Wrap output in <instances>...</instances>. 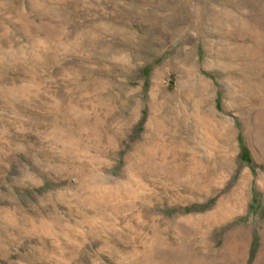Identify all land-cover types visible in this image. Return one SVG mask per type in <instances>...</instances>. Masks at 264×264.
<instances>
[{"label": "rangeland", "instance_id": "rangeland-1", "mask_svg": "<svg viewBox=\"0 0 264 264\" xmlns=\"http://www.w3.org/2000/svg\"><path fill=\"white\" fill-rule=\"evenodd\" d=\"M0 264H264V0H0Z\"/></svg>", "mask_w": 264, "mask_h": 264}, {"label": "bare ground", "instance_id": "bare-ground-1", "mask_svg": "<svg viewBox=\"0 0 264 264\" xmlns=\"http://www.w3.org/2000/svg\"><path fill=\"white\" fill-rule=\"evenodd\" d=\"M215 129V127H214ZM234 153L232 152L229 155L224 156V160L229 164L231 161H233ZM233 163V162H232ZM245 177V176H244ZM230 204L228 205H220V208L214 212H212L210 215L213 217L216 221H227L232 216H235L236 212H239L237 209L242 206V200L240 199V196L238 194V191H233L231 195ZM243 198V197H242ZM222 203V202H221ZM220 203V204H221ZM243 207V206H242ZM218 208V207H217ZM242 210V209H241ZM238 214V213H237ZM240 214V213H239Z\"/></svg>", "mask_w": 264, "mask_h": 264}]
</instances>
